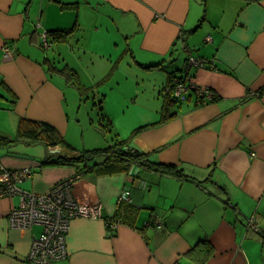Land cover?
Listing matches in <instances>:
<instances>
[{"label": "crops", "instance_id": "0c3cea01", "mask_svg": "<svg viewBox=\"0 0 264 264\" xmlns=\"http://www.w3.org/2000/svg\"><path fill=\"white\" fill-rule=\"evenodd\" d=\"M58 28L71 30L64 39L48 34L46 44L43 34ZM92 32L121 51L119 60L160 71L151 80L157 94L148 113L136 121L147 126L126 136L129 145L182 166L195 179L136 164L128 172L83 174L74 196L100 203L102 217L74 218L68 256L54 264H264V0H0V98L12 107L2 109L18 121L46 120L67 132L73 87L50 72L44 57H62L83 84L95 83L103 74L84 79L85 63L87 70L96 61L85 56L97 53L100 66L117 67L119 53L92 47ZM5 46L12 56H5ZM70 51L74 56H67ZM189 54L210 61L189 73L214 96L202 99L194 90L176 98L162 119L167 86L183 75ZM11 148H3L0 162L32 168V178L20 183L25 190L45 193L76 175L73 167L43 164L46 149L25 158ZM126 189L139 208L136 226L110 228L105 217L115 215ZM18 203V195L0 198V264H29L32 240L42 231L41 225L11 226L9 214ZM205 236L214 253L201 263L200 255L193 259L188 252Z\"/></svg>", "mask_w": 264, "mask_h": 264}, {"label": "rangeland", "instance_id": "374dc122", "mask_svg": "<svg viewBox=\"0 0 264 264\" xmlns=\"http://www.w3.org/2000/svg\"><path fill=\"white\" fill-rule=\"evenodd\" d=\"M103 35V34H102ZM99 33L92 32L88 36V40L92 43V47H108L107 41ZM98 43V44H97ZM101 43V44H99ZM109 52L117 55L115 63L117 67L103 61V66H100L101 60L97 58V53L89 52L85 58L93 64H89L86 70V63L84 65L85 71L83 76L89 78L94 73L103 74L100 80L95 83L83 84V86H73V98H70V109L73 112L68 125L67 132L63 128L61 131L65 138L78 149H92V148H105L113 143L115 138L114 133H117L119 138H127L132 130L134 131L137 126L142 123H136L138 117L145 118V113L153 102L154 95L153 85L151 80L160 73L159 70H151L146 67V64L141 66L136 64L132 59L120 57L121 51L118 52L117 47H108ZM68 57L74 56L70 51L66 53ZM132 58V57H131ZM88 62V63H89ZM84 87L86 90L83 91ZM0 93L5 95V92L0 89ZM105 93V95H104ZM101 99V102L99 100ZM99 104H101L100 108ZM6 107L11 109V103L0 98V130L3 133L14 137L17 132L18 119H15L13 112H8L2 108ZM123 108V111L122 109ZM104 117L102 116V114ZM150 113V112H149ZM107 117L111 119V129L105 125ZM123 136H122V135ZM122 136V137H121ZM11 150L18 151L21 157L38 156L45 151L42 144L26 145L23 143L12 146ZM6 151L0 147V156ZM25 154V155H24ZM28 158V157H25ZM16 200H18L16 198Z\"/></svg>", "mask_w": 264, "mask_h": 264}, {"label": "trees", "instance_id": "16d2710c", "mask_svg": "<svg viewBox=\"0 0 264 264\" xmlns=\"http://www.w3.org/2000/svg\"><path fill=\"white\" fill-rule=\"evenodd\" d=\"M71 29H51L47 32L53 39H64L68 31ZM44 48V47H42ZM60 56V55H59ZM62 58V57H61ZM45 55L44 59L50 68L51 73H59L64 76L68 84L73 86H80L82 82L79 79L78 72L69 64L61 62L62 59ZM210 63V61H208ZM2 80H0V86ZM86 90L84 87L83 91ZM166 102L164 104V112L162 119H166L165 115L169 113L170 104L177 101L173 94V82L167 86ZM0 96L4 94L0 93ZM202 98V97H201ZM101 102V99L99 100ZM101 104H99V107ZM102 108V107H100ZM104 117L103 113H101ZM111 119L107 117L105 125L112 131ZM147 126L141 125L133 131L136 134L142 128ZM115 138L113 143L105 148L92 149H78L73 146L64 136V134L51 122L46 120L33 119L26 116H21L18 121L17 132L14 137L0 133V147L10 148L16 144L23 143L26 145L42 144L46 149V156L42 160L43 164H52L56 166L73 167L76 174H96V175H111L115 173L128 172L132 164H136L140 169L152 171L157 174L171 175L178 179H195L192 175L184 172L182 166L173 163H162L155 161L151 156L145 152H141L134 147H131L130 138H119L117 133H114ZM56 147H61L58 152H51L50 150ZM130 197V195H129ZM139 208L131 203L130 198L119 200V204L115 215L112 218L105 217L109 227L114 228L119 222L135 227V220L138 215ZM115 231V230H114ZM114 231L111 233L114 234ZM214 253L213 246L210 239L205 236L198 240L192 246L188 255L193 259H197L200 255L201 263H204ZM55 263V262H54ZM53 263V264H54Z\"/></svg>", "mask_w": 264, "mask_h": 264}, {"label": "built area", "instance_id": "2783aa9c", "mask_svg": "<svg viewBox=\"0 0 264 264\" xmlns=\"http://www.w3.org/2000/svg\"><path fill=\"white\" fill-rule=\"evenodd\" d=\"M43 37L48 44L47 32ZM4 53L6 57H10L12 49L5 46ZM207 63L208 60L204 58L188 55L183 75L173 79V94L176 98L185 99L194 90L202 99L214 96L211 89L194 83L189 73L192 66L203 67ZM32 176L33 170L28 165L10 169L0 162V198L19 196L18 205H15L9 214L11 226L24 229H30L34 225L42 226L41 233L32 240L28 263L53 264L68 256L66 237L72 220L77 217H102V205L75 198L73 185L82 176L81 174L56 182L45 193L21 188L20 183ZM129 195L130 189H126L118 200L128 199ZM249 223L250 226L256 225L253 219H250Z\"/></svg>", "mask_w": 264, "mask_h": 264}, {"label": "water", "instance_id": "95a60500", "mask_svg": "<svg viewBox=\"0 0 264 264\" xmlns=\"http://www.w3.org/2000/svg\"><path fill=\"white\" fill-rule=\"evenodd\" d=\"M57 151H59V149L56 148V149H53L51 152H57Z\"/></svg>", "mask_w": 264, "mask_h": 264}]
</instances>
